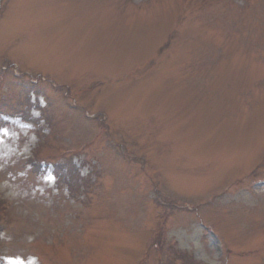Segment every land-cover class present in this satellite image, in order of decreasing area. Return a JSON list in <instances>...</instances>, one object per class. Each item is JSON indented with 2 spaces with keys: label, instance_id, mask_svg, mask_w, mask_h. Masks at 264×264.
<instances>
[{
  "label": "rangeland",
  "instance_id": "rangeland-1",
  "mask_svg": "<svg viewBox=\"0 0 264 264\" xmlns=\"http://www.w3.org/2000/svg\"><path fill=\"white\" fill-rule=\"evenodd\" d=\"M0 230L1 264H264V0H0Z\"/></svg>",
  "mask_w": 264,
  "mask_h": 264
}]
</instances>
